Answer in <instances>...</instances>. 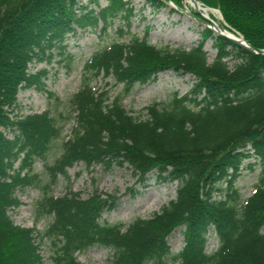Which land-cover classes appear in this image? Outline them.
Listing matches in <instances>:
<instances>
[{
    "label": "trees",
    "instance_id": "trees-1",
    "mask_svg": "<svg viewBox=\"0 0 264 264\" xmlns=\"http://www.w3.org/2000/svg\"><path fill=\"white\" fill-rule=\"evenodd\" d=\"M195 1L217 9L223 29L264 48V0ZM143 2L181 7V0ZM132 11L131 0H106L103 6L98 0H0V264H42L37 231L14 224L8 215L20 204L15 191L30 185L40 190L35 217L51 216L43 235L56 247L57 264H80L74 253L92 245L111 250L105 264H264L263 55L231 45L207 28L189 49L155 48L145 37L131 36L92 52L83 73L110 77L127 93L135 83L171 70L191 77L185 94L173 96L165 107L150 104L138 118L125 110L121 93L93 90L83 80L59 120L48 110L14 112L20 90L43 86L45 70L29 72V64L49 61L67 34L105 30ZM207 39L216 50L210 61L202 48ZM227 58L237 61L229 67ZM68 120L75 125L61 137ZM59 138L61 152L44 164L46 181L40 184L32 164ZM248 157L259 171L253 192L240 200L234 181ZM78 162L105 169L125 164L139 181L153 173L175 182L174 197L148 218L126 225L100 222L114 198L95 191L86 197L50 192L56 177ZM177 228L183 245L173 254L167 238ZM209 230L217 246L206 252Z\"/></svg>",
    "mask_w": 264,
    "mask_h": 264
},
{
    "label": "rangeland",
    "instance_id": "rangeland-1",
    "mask_svg": "<svg viewBox=\"0 0 264 264\" xmlns=\"http://www.w3.org/2000/svg\"><path fill=\"white\" fill-rule=\"evenodd\" d=\"M103 6L106 0H98ZM197 4V3H196ZM132 15L127 20L115 18L105 30H75L67 34L62 49H54L49 61L33 62L29 64L28 71L45 70L42 77V88L33 87L20 90L16 95L17 107L14 112L27 114L48 110L50 116L59 120V114L66 115L69 109L68 99L76 92L83 80H88L93 90H107L109 94H122V105L133 117L144 118L145 108L152 103L159 107L169 104L173 96L179 97L190 88L191 77L188 74H177L171 70H164L145 82L135 83L127 93L122 92V85L115 84L110 77H92L83 73V64L92 52L108 46L111 42L125 43L131 36L145 37L147 42L155 48L167 47L169 49L183 47L189 49L200 40V33L206 28L202 22L205 19L216 23L220 29L222 19L220 14L209 13L204 16L194 9L188 2L181 0V7L175 8L169 2L160 8L151 7L143 0H131ZM207 8V7H206ZM212 9V8H211ZM219 16V17H218ZM211 31V30H210ZM226 32V31H224ZM215 36V33L211 31ZM232 36L238 37L232 33ZM210 61L215 55L213 39H207L202 46ZM60 52V53H59ZM237 59L227 58V64L232 67ZM73 120H68L62 128L61 137H67L72 127ZM60 138L54 140L44 159L35 160L32 172L38 174L39 183L46 181L44 164H50L60 154ZM248 164L251 166L249 167ZM259 171L254 158L242 160L239 175L234 181L240 200L248 197L254 188ZM222 188L224 184L221 185ZM175 182L162 180L153 173L139 181L132 170L123 165L113 164L105 169L100 165L85 168L81 162L67 168L65 176H57L50 192L60 196L67 191L79 193L86 197L94 191L114 198L112 208L102 211L99 221L108 224H128L134 218H148L154 212L172 199L175 194ZM15 196L20 204L9 210L10 220L19 226L34 228L37 231L35 238L39 243V254L42 264H57L52 257L55 255V246L51 238L43 235L51 216L35 217L34 202L40 196L37 186H26L15 191ZM104 196V195H102ZM216 196H221L217 193ZM38 235H42L39 239ZM171 253H176L183 245L180 229L177 228L167 238ZM217 246V239L212 231L206 233L205 251L210 252ZM74 256L80 264H105L110 260L111 250L101 245H92ZM176 264V262H168Z\"/></svg>",
    "mask_w": 264,
    "mask_h": 264
},
{
    "label": "water",
    "instance_id": "water-1",
    "mask_svg": "<svg viewBox=\"0 0 264 264\" xmlns=\"http://www.w3.org/2000/svg\"><path fill=\"white\" fill-rule=\"evenodd\" d=\"M188 1L190 4H196L197 3L195 0H188ZM205 21L206 22H202V23L208 24V26L205 25L207 28H209L211 31H213L216 36H220L221 38L226 40L231 45L242 48L248 52L264 56V48H254V47L250 46L240 35H237L238 37L227 36L226 34L223 33V31H225V30L220 29L219 27L217 30H214L213 27L211 26L214 24L212 21H210L208 19H205Z\"/></svg>",
    "mask_w": 264,
    "mask_h": 264
},
{
    "label": "bare ground",
    "instance_id": "bare-ground-1",
    "mask_svg": "<svg viewBox=\"0 0 264 264\" xmlns=\"http://www.w3.org/2000/svg\"><path fill=\"white\" fill-rule=\"evenodd\" d=\"M184 2L186 3V2H188L189 3V1L188 0H184ZM190 4V3H189ZM194 9H196V10H198L200 13H203L202 15H204V16H206V15H208L209 13H211V14H215V15H217L218 13H217V11H215V10H213V9H211V8H206V7H202L200 4H190ZM220 16V15H219ZM218 16V17H219ZM212 27H213V29L214 30H217L218 29V25L216 24V23H214L213 25H211ZM223 33L224 34H226L227 36H230V37H232V33L231 32H228V31H226V32H224L223 31ZM234 37V36H233Z\"/></svg>",
    "mask_w": 264,
    "mask_h": 264
}]
</instances>
